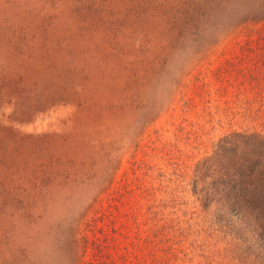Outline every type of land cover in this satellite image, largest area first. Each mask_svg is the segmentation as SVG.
I'll return each instance as SVG.
<instances>
[{"label":"rangeland","instance_id":"obj_1","mask_svg":"<svg viewBox=\"0 0 264 264\" xmlns=\"http://www.w3.org/2000/svg\"><path fill=\"white\" fill-rule=\"evenodd\" d=\"M230 131L264 134V0H0V264L208 262Z\"/></svg>","mask_w":264,"mask_h":264},{"label":"trees","instance_id":"obj_2","mask_svg":"<svg viewBox=\"0 0 264 264\" xmlns=\"http://www.w3.org/2000/svg\"><path fill=\"white\" fill-rule=\"evenodd\" d=\"M192 182L210 237L221 245L204 264H264V134L222 135L194 165Z\"/></svg>","mask_w":264,"mask_h":264}]
</instances>
